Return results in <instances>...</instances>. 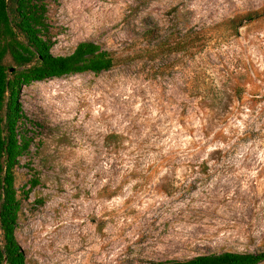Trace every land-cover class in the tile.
Returning a JSON list of instances; mask_svg holds the SVG:
<instances>
[{"label":"rangeland","instance_id":"rangeland-1","mask_svg":"<svg viewBox=\"0 0 264 264\" xmlns=\"http://www.w3.org/2000/svg\"><path fill=\"white\" fill-rule=\"evenodd\" d=\"M47 3L53 55L90 40L114 63L21 88L38 124L14 168L25 264L263 250L264 0ZM187 30L201 49L169 51Z\"/></svg>","mask_w":264,"mask_h":264},{"label":"trees","instance_id":"trees-1","mask_svg":"<svg viewBox=\"0 0 264 264\" xmlns=\"http://www.w3.org/2000/svg\"><path fill=\"white\" fill-rule=\"evenodd\" d=\"M47 5V0H0V264H25L24 254L14 236L20 209V198L14 187V168L18 158L28 152L34 134L31 129L38 124L22 111L19 101L22 86L74 73L98 74L114 63L110 52L90 40L77 42L68 54L53 55ZM256 16V12H250L239 21ZM229 22L233 31L241 25L235 19ZM207 39L199 30H187L168 44V50L201 49ZM159 44L152 46L156 48ZM153 57L148 55L149 59ZM10 67L14 68L8 72ZM37 183V178H30L28 188L21 190L22 196L26 197ZM263 260L264 249L211 252L150 264H256Z\"/></svg>","mask_w":264,"mask_h":264},{"label":"water","instance_id":"water-1","mask_svg":"<svg viewBox=\"0 0 264 264\" xmlns=\"http://www.w3.org/2000/svg\"><path fill=\"white\" fill-rule=\"evenodd\" d=\"M13 68H14V67H10V68H8V72L12 71Z\"/></svg>","mask_w":264,"mask_h":264}]
</instances>
